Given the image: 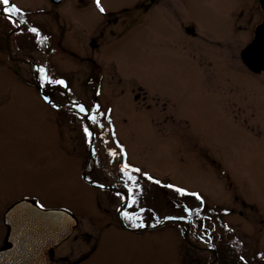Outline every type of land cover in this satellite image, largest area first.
Returning <instances> with one entry per match:
<instances>
[{
  "label": "rangeland",
  "instance_id": "374dc122",
  "mask_svg": "<svg viewBox=\"0 0 264 264\" xmlns=\"http://www.w3.org/2000/svg\"><path fill=\"white\" fill-rule=\"evenodd\" d=\"M135 1L101 0L111 11ZM167 1L169 7L161 0L139 19L137 13L125 12L132 28L124 37H105L99 50H84L73 33L81 22L90 24L103 16L71 13L69 0L51 11L54 20L43 11L30 16L53 30L51 54L42 41L22 36L17 41L19 60L9 59L3 43L0 245L3 212L15 200L28 197L46 208L65 207L79 218L49 264H214L216 256L208 245L226 252L231 248L236 261L241 260L235 264H264V74L252 75L229 57H217L212 66L201 68L199 58L188 49L184 52L190 37L181 30V22H199L208 30L220 20V9L234 4ZM13 2L20 16L50 3ZM59 39L66 48L98 61V92L83 87L89 73L83 67L86 61L65 56ZM38 80L48 99L52 94L59 102L84 101L92 110L99 135L93 155L99 163L89 175L107 184L113 179L140 200L121 213L123 218L131 225H152L158 215L166 219V214H179L189 225L188 233L202 221L204 245L195 240L194 247L189 246L192 234L185 239L184 224L176 222L139 231L122 226L116 213L124 197L82 179L92 166L87 157L89 132L73 114L44 101ZM188 207L200 210L199 223L187 220L192 215Z\"/></svg>",
  "mask_w": 264,
  "mask_h": 264
},
{
  "label": "flooded vegetation",
  "instance_id": "af4514ba",
  "mask_svg": "<svg viewBox=\"0 0 264 264\" xmlns=\"http://www.w3.org/2000/svg\"><path fill=\"white\" fill-rule=\"evenodd\" d=\"M50 3L48 8L46 9H37L36 10H24L23 16H20L18 13L20 12L19 6L14 4L13 0H9V7L11 5H15L19 11L5 13L3 11L4 5H0V51L3 49V43L5 49H7V57L9 59H18L17 55L18 46L17 41L20 37L25 36V38L30 39L31 41L41 42L44 44L46 52L51 54L55 49L53 47V43L56 39L54 36L53 30L50 29V26H44L37 22H35L30 16L35 12H46L47 18L49 20H54L52 17L51 11H54L56 6H60L64 3L65 0H60L55 3L52 0H49ZM164 5L169 7L170 1L163 0ZM214 5L217 3H226V4H234L225 6L223 9H220V12L223 11L220 20L216 21V25L210 27L208 30L204 29L201 23H191L189 21L181 22V30L184 33H187L190 38V47L184 48V52L188 49L190 55L194 58H199L201 60L200 65L209 66L213 65V60L217 59V57L225 58L229 57L231 59H238L242 64L241 66L244 70L252 75H256L258 77H262L264 74V68L260 71H252L250 70L244 62L241 60V52L242 49L250 43L252 36L256 30V26L263 19V11L261 6L259 5V0H211ZM51 3L55 4L52 5ZM69 3H72L69 7L70 11L73 13H80L87 15L92 12H97L98 14L103 16L101 21H92L90 24H86L85 22H81L79 24V30H76L73 33V37L82 41L83 49L87 48L93 50L101 49L103 45L104 38L113 35L117 37H124L125 34L132 28V25H129L128 21L125 20V12L137 13L135 18L139 19L143 14H145L150 8L161 4V0H136L131 7H121L117 11L107 10L105 5L99 0L100 7L104 10L100 11V8L97 7L96 0H69ZM197 5L201 6V1L196 2ZM55 6V7H54ZM199 9V7H198ZM137 11V12H136ZM11 16L12 19L9 20L8 16ZM60 21V20H59ZM85 24V26L83 25ZM42 26V27H41ZM6 28V29H5ZM60 28V35L63 37L65 35V23H63ZM32 29H36L35 32ZM83 37V40H82ZM15 43V44H14ZM59 43L61 45V50H64L63 54L65 56H70L76 61L83 63L82 61H86L83 63V67L86 69L89 68V73L86 76L85 85L83 86L86 89L91 90L93 93L98 92L100 90V80H99V63L98 61L92 57L90 54H78L74 52L71 48H66L62 45L61 40L59 39ZM15 45V46H14ZM21 45V43H20ZM15 47V48H14ZM49 48V50H48ZM14 49V50H12ZM194 49V51H193ZM16 50V52H15ZM13 51V52H12ZM192 51V52H191ZM24 59V58H20ZM19 60V59H18ZM88 60V61H87ZM24 61H29V59H24ZM34 64V62H31ZM208 64V66H207ZM212 68V67H211ZM204 70V69H203ZM46 71V70H45ZM17 72V70H16ZM39 73V69H37V74ZM62 77L66 79L65 74H60ZM140 88V87H139ZM138 97L139 95H135ZM142 97H145L143 95ZM141 97V98H142ZM95 98V97H94ZM56 107L59 111L73 114L74 119L81 123V125L85 124L88 120L93 118L92 110L85 104L84 101H65L59 102V100L55 101ZM78 104H82V108L85 109L86 113H81L79 111ZM93 127V126H92ZM94 129V128H93ZM94 134L98 135L97 131L94 130ZM158 191L161 189L157 187ZM160 193V192H159ZM50 261L52 260V256L49 255Z\"/></svg>",
  "mask_w": 264,
  "mask_h": 264
},
{
  "label": "water",
  "instance_id": "95a60500",
  "mask_svg": "<svg viewBox=\"0 0 264 264\" xmlns=\"http://www.w3.org/2000/svg\"><path fill=\"white\" fill-rule=\"evenodd\" d=\"M259 4L263 19L241 52V60L257 72L264 68V0H259ZM2 222L5 234L0 245V264H48V254L53 255L78 224L69 209L45 208L28 197L12 202L3 212Z\"/></svg>",
  "mask_w": 264,
  "mask_h": 264
},
{
  "label": "trees",
  "instance_id": "16d2710c",
  "mask_svg": "<svg viewBox=\"0 0 264 264\" xmlns=\"http://www.w3.org/2000/svg\"><path fill=\"white\" fill-rule=\"evenodd\" d=\"M51 96V98L52 99H54L53 98V95L51 94L50 95ZM192 205V204H191ZM189 208V210L191 209H193L192 207H188ZM192 214H193V220H192V224L193 223H199V216H200V210H197V209H194V210H192V212H191ZM201 221V220H200ZM200 228H195V230L193 231V232H191L192 230H190V232L191 233H189V235L190 234H192V235H190L191 236V238L193 239H191L190 238V240H191V243H194V241L195 240H197V241H199L200 243H202V245H204V243H205V240H204V238H202L203 237V235H201L200 234V230L199 229H203L204 228V224L202 223V221L200 222ZM194 225V224H193ZM194 227V226H193ZM197 229H198V231H197ZM196 243V242H195ZM201 245V244H200ZM189 246H191V245H189ZM192 247H194L193 245H192ZM205 250H207L205 247L206 246H202ZM215 247V249H216V252H217V260L214 262V264H235L236 262L237 263H239V261L241 262V260H237L236 261V259H235V251H232V249L230 248V249H228V252H226V250L223 248L222 250H221V248H219V247H217L216 245L214 246ZM208 252H209V250H207ZM199 252L200 253H202V251L201 250H199ZM233 257V258H232ZM235 259V260H234ZM242 259V258H241ZM243 260V259H242ZM247 262H248V260H247ZM244 264H246L245 263V261H244Z\"/></svg>",
  "mask_w": 264,
  "mask_h": 264
},
{
  "label": "snow or ice",
  "instance_id": "6c2138e0",
  "mask_svg": "<svg viewBox=\"0 0 264 264\" xmlns=\"http://www.w3.org/2000/svg\"><path fill=\"white\" fill-rule=\"evenodd\" d=\"M96 3H97V7L100 8V11H103L104 9L102 7H100V4H99V0H96ZM0 5H4L5 7L3 8V11L5 13H11V12H16V11H19L15 5H11L10 7L8 6L9 5V0H0ZM8 19L11 20L12 17L9 15L8 16ZM33 32L36 31V29H32ZM41 71H43L41 69ZM54 83L56 81H53ZM59 83H63V81H59ZM85 132H87V129H85ZM179 191L183 192L184 190L183 189H179Z\"/></svg>",
  "mask_w": 264,
  "mask_h": 264
}]
</instances>
